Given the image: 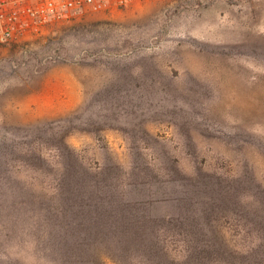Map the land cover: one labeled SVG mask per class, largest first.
Wrapping results in <instances>:
<instances>
[{
  "label": "rangeland",
  "instance_id": "1",
  "mask_svg": "<svg viewBox=\"0 0 264 264\" xmlns=\"http://www.w3.org/2000/svg\"><path fill=\"white\" fill-rule=\"evenodd\" d=\"M69 174L73 221L54 198ZM128 190L155 192L128 210L174 261L192 253L191 223L239 251L256 244L264 0H133L0 47V264H62L44 239L55 223L92 242L87 205L108 208ZM210 200L221 206L203 218ZM104 246L93 248L108 264L149 259L128 263Z\"/></svg>",
  "mask_w": 264,
  "mask_h": 264
},
{
  "label": "trees",
  "instance_id": "2",
  "mask_svg": "<svg viewBox=\"0 0 264 264\" xmlns=\"http://www.w3.org/2000/svg\"><path fill=\"white\" fill-rule=\"evenodd\" d=\"M72 174H69V184L67 187H63L61 193L56 195V200L60 202L61 213L64 217H70L73 221V194L67 195L68 187L71 186ZM67 183V179H66ZM128 190V193L121 194V198H115L114 195H110L107 207L100 205L99 199L90 201L93 204H85L90 208L89 213L83 214L90 219V227L94 228V241L84 239L83 241L73 239V227L72 223L65 219L63 226L55 223L52 228V232H48L45 235V241L48 243L49 250L60 249L63 257H59V261L62 264H108L107 256L101 255L95 252L94 245H105L104 247H114L118 256L123 261L130 263L135 253L146 254L149 259L144 264L157 263L161 264H215L217 262H223L226 264H264V191L261 192V196L256 198L258 204L249 210V214L252 216V224L257 242L248 251H239L229 245V242L222 237L220 231L214 233L213 238L202 236V229L197 224H189L188 227L192 230L196 240L193 247H191L192 253L188 252L187 256H184L181 261L172 260L166 253L164 245L160 244L157 240V236L154 232H151L149 236L145 231L147 227L146 216L140 217L133 214L132 210H128L129 206L137 209L138 202L152 201L151 195H155V192L145 193V191L139 190L138 192H132ZM224 194H229L226 192ZM258 199V200H257ZM116 201H119L123 205L124 209L115 206ZM115 202V204H114ZM77 203V202H75ZM118 203V204H119ZM150 202L148 204H153ZM80 204V203H79ZM238 204V203H237ZM185 211L187 209L180 205ZM220 204H216L210 200L206 207L201 209V215L203 218H210L214 213H217ZM126 211V212H125ZM189 215L190 213L187 212ZM186 213H177L176 221L181 220V224L185 220H189L190 216ZM81 215V214H76ZM118 216V220L114 217ZM93 220V221H92ZM120 225H122L120 227ZM120 237V238H119ZM118 238V239H114ZM113 239V240H112ZM74 240V242H73ZM54 243H53V242ZM140 250L142 252H140ZM179 262V263H176Z\"/></svg>",
  "mask_w": 264,
  "mask_h": 264
},
{
  "label": "built area",
  "instance_id": "3",
  "mask_svg": "<svg viewBox=\"0 0 264 264\" xmlns=\"http://www.w3.org/2000/svg\"><path fill=\"white\" fill-rule=\"evenodd\" d=\"M133 0H0V47L39 27L58 25L87 12H108Z\"/></svg>",
  "mask_w": 264,
  "mask_h": 264
}]
</instances>
